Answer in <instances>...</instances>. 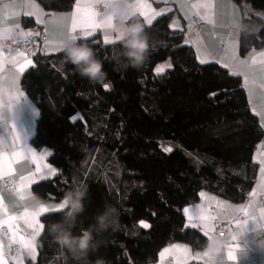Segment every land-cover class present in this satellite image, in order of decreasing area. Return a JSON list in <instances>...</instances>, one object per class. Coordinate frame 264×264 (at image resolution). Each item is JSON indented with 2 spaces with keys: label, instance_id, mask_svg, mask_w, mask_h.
I'll use <instances>...</instances> for the list:
<instances>
[{
  "label": "trees",
  "instance_id": "1",
  "mask_svg": "<svg viewBox=\"0 0 264 264\" xmlns=\"http://www.w3.org/2000/svg\"><path fill=\"white\" fill-rule=\"evenodd\" d=\"M37 1L48 14L67 10L73 0ZM234 1L264 9V0ZM242 20L259 30L239 32L240 54L264 45V16L247 12ZM32 23L24 19L25 26ZM146 31L152 39L138 69H120L112 61L117 42L105 45L97 35L81 38L103 61V82L80 77L61 51L35 54L34 66L20 77L21 89L37 109L30 141L49 150L48 162L57 169L31 189L59 201L72 187L86 186L77 233L93 224L106 205L116 208L117 229L97 236L98 251L90 256H102L107 264H147L171 241L205 246L202 233L184 227L183 206L195 201L200 190L241 201L256 178L252 153L263 132L239 75L216 62L201 64L182 42L181 31L169 26L168 15ZM164 59L171 67L157 75L153 67ZM168 144L171 151H165ZM61 217L62 212H50L40 218L44 227L36 259L27 264H65L48 231ZM142 221L150 227L143 228Z\"/></svg>",
  "mask_w": 264,
  "mask_h": 264
},
{
  "label": "crops",
  "instance_id": "2",
  "mask_svg": "<svg viewBox=\"0 0 264 264\" xmlns=\"http://www.w3.org/2000/svg\"><path fill=\"white\" fill-rule=\"evenodd\" d=\"M80 2L83 4L89 2V0H80ZM92 2H95V0H92ZM132 2H137V0H132ZM205 2L211 3L213 7L208 10L193 7V5ZM31 3L38 5L40 11L43 13L40 17L42 22L37 21L36 15L26 14L32 11L31 7L27 6ZM147 3L151 4L154 11L162 12V15L157 17L156 20L164 15H168L169 26L172 29H179L181 31L182 42L193 48L199 61L201 58H204L208 62H216L222 67H224V64L233 65L234 62L231 61L233 50L240 60H247L248 63L246 64L224 68L229 72L235 70L248 74V86L254 89V95L251 100L249 98L248 88L245 87V77L244 75H239L248 107L253 114L254 108L257 111L264 109V89L260 87L264 83V73L260 71L261 65L259 60L261 57L258 55L264 52V45L261 48H251L244 54H240L238 42L239 32L233 26L234 22L236 23L238 20H242V17L247 12L264 16V9H254L248 3H237L234 0H147ZM76 5L77 0H73L67 10L52 11L46 14L37 0H0V30L7 28L13 29L11 33H3V38H0V57L3 58L2 62H0V105L3 107L0 112V142H2L0 143V151H3L4 155L12 159L13 150L20 152L21 146L26 145L36 153L37 157H43L40 161L41 164L56 170L55 175L57 174V169L47 159L49 150L44 146H36L30 141L35 131L37 109L35 104L21 89L20 78L18 83L24 95L20 98L19 102L12 105V108L9 102V97L16 95V89L10 88V84L13 78L19 77L17 71L19 65L25 62V58L33 60V57H29L24 53H18L13 48L4 47L2 41L8 35L21 38L20 34L25 33L26 28L24 19L29 18L33 23L42 25L43 27L44 35L41 42V46L44 49L43 53H57L54 48H46L45 44L46 42L55 43L65 38L67 32L70 30L71 24L70 19L64 20L62 17L67 16L70 18ZM99 5L94 10L99 15H103L105 8L101 4ZM205 13L207 18L201 19V16L205 15ZM136 18L141 19L143 22L144 18L138 14ZM17 24L19 27H15ZM194 24L196 25L195 29L193 28ZM76 34L81 38L85 36V33L79 27L77 28ZM95 35L104 43V32L102 30H97ZM112 39L115 40L114 34L112 35ZM230 44L234 46V49L229 47ZM254 55L257 59L256 64H253L251 60V57ZM14 58L15 62H13ZM256 117L262 128L263 136L252 153V158L257 162L258 166L255 182L249 190L248 195L241 201H233L215 192L200 190L198 198L184 205L182 208L184 227L193 222L190 217L198 215L201 208L205 210L207 215L215 216L216 219L224 224L225 231L222 238L225 241V250L224 248L220 249L216 254L213 264H264V251L258 248L255 235L258 231L257 225L259 223V220L255 218H259L261 216V210L264 209V178H262L261 174V161H264V126L261 124L260 116L256 115ZM14 139L16 140L15 149H13ZM12 169V173L5 176L17 179L19 186L15 191H10L4 189L0 182V201H2L7 209V216L0 213V219H6L9 216L17 217L14 221L15 227L13 229L16 232V238L19 240L23 237L27 240L32 236L33 228L30 222H26L27 218L23 216L25 211H34L37 208L38 202L46 206L56 205L59 202L33 192L31 189L33 183L28 188L21 187V177H29L35 173L36 175L33 178L36 181L41 180L39 179L40 174L37 173V164L31 162L30 158L19 159L12 164ZM55 175H49L47 179ZM29 192L31 197L25 195L24 199H20L21 194ZM202 192L205 193V197H201L200 193ZM33 195L35 199H32ZM208 197L215 199H207ZM185 209L189 210L188 214H185ZM240 209H244L245 211H238ZM246 211H249L251 216L246 215ZM245 222H247L245 230L240 234L241 227L245 225ZM200 223L203 224L204 222L201 221ZM207 223L213 226L208 235L204 234L202 227L195 229L202 233L208 242L209 237H212L214 224L213 220H209ZM260 223H264V220H261ZM3 227H5L6 232L0 234V247L3 248L6 264H27L26 260L32 259L28 248L23 247L22 253L17 257L7 254L9 243L13 242V237L7 225ZM233 236H237L235 243L238 245V248L236 251V259L231 261L227 259L226 251L228 245L234 243L232 240ZM207 242L201 248H193L189 243L184 241L168 242L159 249L156 259L150 262V264H162L161 253L166 248H171L174 245H180L188 249L189 258L187 259V264H206L207 258L203 254L207 250ZM13 243L20 246L19 243ZM163 264H178V261L174 255L166 254Z\"/></svg>",
  "mask_w": 264,
  "mask_h": 264
},
{
  "label": "clouds",
  "instance_id": "3",
  "mask_svg": "<svg viewBox=\"0 0 264 264\" xmlns=\"http://www.w3.org/2000/svg\"><path fill=\"white\" fill-rule=\"evenodd\" d=\"M103 6L108 3L110 7L105 9L112 18L111 29L118 50H113L111 59L118 68L127 70L129 67L138 69L147 59L150 48L151 36L146 31V25L137 17L131 7L132 0H99ZM234 28L240 33H254L259 29L243 20H238ZM60 51L63 53V61L70 64L75 73L87 79L91 83L103 82L106 72L103 70V61L99 58L95 49L81 39H73L71 34L61 41ZM71 119V118H70ZM88 198L87 187L76 185L65 191L61 202L65 204L60 220L52 222L48 231L54 243L61 250V257L65 264L69 259L74 264H107L102 256H96L91 260L90 256L98 251L97 236L109 231H115L118 227L117 209L106 205L102 211L94 217V223L88 228H82L78 233L74 231L80 217L85 211V200ZM32 199H35L33 195ZM256 244L264 251V223H258ZM225 241L218 236L211 237L207 242V249L224 248ZM150 264V262H149Z\"/></svg>",
  "mask_w": 264,
  "mask_h": 264
},
{
  "label": "snow or ice",
  "instance_id": "4",
  "mask_svg": "<svg viewBox=\"0 0 264 264\" xmlns=\"http://www.w3.org/2000/svg\"><path fill=\"white\" fill-rule=\"evenodd\" d=\"M97 4H100L99 0H95V2H92V0H89L87 3H81L80 0H77V5L73 13L71 14V17L64 16L62 19L68 20L70 19V30L67 32L66 35L71 34L73 39H81L79 35L76 34L77 28L79 27L84 33V39L87 40L88 37H93L96 33L97 30H102L104 32V44L109 45V44H114L116 43V40L112 39V29H111V24H112V18L107 10L104 11L103 15H99L94 9L97 6ZM28 7H31L32 11L26 13L27 15H36L37 16V21L42 22L40 20V17L43 15V13L40 11L38 5L35 3H31L30 5H27ZM103 7L105 9H108L110 5L108 3H104ZM131 7L133 9V12L141 17H143V23L146 26H152L154 21L156 20L157 17L162 15V12H157L152 9L151 4L147 3V0H137V2H132ZM193 7L197 8H204L205 10L211 9L213 5L211 3L205 2L201 3L198 5H193ZM206 13L205 15L201 16V19H206ZM235 26V22L233 24ZM15 27H19V25H15ZM13 31L12 28H7L0 30V38H3V33H11ZM21 38H26L27 36L32 35L31 33H21ZM61 39L58 42L52 43V42H46L45 47L46 48H54L55 51L59 52L60 47H61ZM230 48L234 49L233 45H229ZM22 55V54H18ZM261 59L259 60V63L261 65L260 71L264 73V52L258 54ZM3 58L0 57V62H2ZM252 63L256 64L257 59L256 56L251 57ZM231 61L234 62L233 65L229 64H224V67H235L240 64H246L248 63L247 60H240L239 57L236 55L235 51L233 50L232 56H231ZM13 62H15V58L13 59ZM208 61L204 58L200 59V63L204 64L207 63ZM30 66H34L33 60H29L25 58V62L21 63L19 65V68L17 69L19 73L18 78H13L10 84V88L16 89V95L10 96L9 97V102L12 105L14 103L19 102L20 98L24 95V93L21 91L20 86H19V78L21 74ZM170 66V65H169ZM165 70V65H160L156 69L157 75H161ZM230 75L237 76V75H244L245 77V87L248 88L249 92V98L251 100L252 96L254 95V89L248 86V80L249 76L247 73H241L239 71H231ZM106 90H109L110 86L105 85L104 86ZM262 89H264V83L260 85ZM254 114L260 116L261 118V124L264 126V109H261L257 111L255 108L253 109ZM71 119L75 121L76 116H72ZM2 143V142H0ZM15 143L16 140L14 139L13 142V149H15ZM165 151H171L170 148L165 149ZM50 155V153H49ZM21 158H30L31 162H34L37 164V173H39V179H47L49 178V175H55L56 170L53 168H49L47 165H43L40 163V161L43 159V157H37L36 153L33 152V150L29 147L21 146V151L16 152L13 150V157L12 159H9L6 155H4L3 151H0V177H3L5 175H10L13 171L12 169V164L17 162ZM262 167H261V174L262 178H264V161H261ZM47 173V174H45ZM36 174H32L29 177H21V187L22 188H28L32 183H36L37 181L33 178ZM255 194V193H254ZM25 195L28 197H31L30 192L26 194H21L20 199H24ZM201 197H205V193H200ZM207 199H215L213 197H208ZM65 204L63 202H60L59 204L56 205H43L42 203L37 204V208L32 211L28 212L27 210L23 214L24 217H26V222H30L32 228H33V234L30 238L25 240L23 237H21L19 240L16 238V232L13 231L14 229V221L17 219V217L14 216H9L6 219H0V229L3 228L4 225H7L9 232L12 233L13 237V242L19 243L20 246L26 247L29 249V254L32 258L33 261L36 259V252H37V238L41 236V231L44 227L43 224L40 223V218L50 212H62L64 209ZM185 214H188L189 210L185 209ZM238 211H245L244 209H240ZM0 213H3L5 216H7V209L3 205L2 201H0ZM246 215L251 216V213L249 211L245 212ZM190 219L193 221L191 224L186 225V227H191V228H200L202 227L204 229V234L208 235L209 232L212 230V225L208 224L207 222L209 220H215L216 217L212 215H207L205 213V210L203 208L200 209V212L198 215L194 217H190ZM258 219L259 222L261 220H264V209L261 210V216ZM203 221L204 223L201 224L200 222ZM245 225L241 227V233L245 230ZM141 225L143 228L147 229L150 226L147 223H144L143 221L141 222ZM211 238V237H209ZM232 240L234 243L229 244L227 247L226 251V257L228 260L234 261L236 259V251L238 248V245L235 243L237 241V236H233ZM225 250V248H224ZM220 251V249H207L205 253L203 254L204 257H206V264H213L214 259L216 257V254ZM166 254H172L176 257L178 264H187V259L189 258V251L187 248L180 246V245H174L171 248H166L162 253H161V260L163 264V260L165 258ZM15 259V258H14ZM0 264H6V261L4 260V251L3 248L0 247Z\"/></svg>",
  "mask_w": 264,
  "mask_h": 264
},
{
  "label": "built area",
  "instance_id": "5",
  "mask_svg": "<svg viewBox=\"0 0 264 264\" xmlns=\"http://www.w3.org/2000/svg\"><path fill=\"white\" fill-rule=\"evenodd\" d=\"M100 5L97 4L95 7L98 8ZM193 28H196V25H193ZM43 27L42 25L32 23L25 28V33H31L32 35L27 36L26 38H17L13 35H8L3 39V46L13 48L18 53H24L29 57H33L37 53H43L44 49L41 46V42L43 40ZM3 107L0 105V112L2 111ZM1 185L4 189L15 191L16 188L19 186V181L12 177H1L0 179ZM214 229L212 231V237L218 236L223 237L225 226L224 224L218 220H213ZM6 232L5 227L0 229V234H4ZM22 253V247L11 242L9 243V248L7 254L9 256H19Z\"/></svg>",
  "mask_w": 264,
  "mask_h": 264
},
{
  "label": "rangeland",
  "instance_id": "6",
  "mask_svg": "<svg viewBox=\"0 0 264 264\" xmlns=\"http://www.w3.org/2000/svg\"><path fill=\"white\" fill-rule=\"evenodd\" d=\"M160 65H165V70H164V72L166 71V69H169V68L171 67V63H170L169 59H164V60H162V61L157 62V63L154 65V67H153V72H154V73H156V69H157V67L160 66ZM169 65H170V66H169ZM156 74H157V73H156ZM164 148H165V149L171 148V144L165 145ZM61 200H62V199H61ZM61 200H59L58 202L60 203Z\"/></svg>",
  "mask_w": 264,
  "mask_h": 264
}]
</instances>
